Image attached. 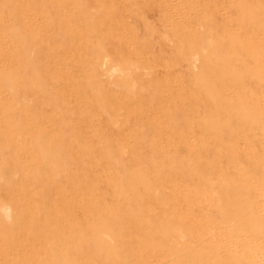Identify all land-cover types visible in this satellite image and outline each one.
I'll list each match as a JSON object with an SVG mask.
<instances>
[{"label":"rangeland","instance_id":"rangeland-1","mask_svg":"<svg viewBox=\"0 0 264 264\" xmlns=\"http://www.w3.org/2000/svg\"><path fill=\"white\" fill-rule=\"evenodd\" d=\"M0 264H264V0H0Z\"/></svg>","mask_w":264,"mask_h":264}]
</instances>
